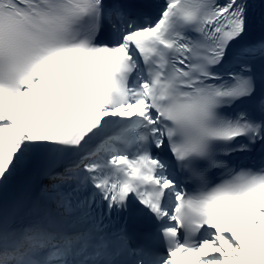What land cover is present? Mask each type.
Here are the masks:
<instances>
[{
	"label": "snow or ice",
	"instance_id": "snow-or-ice-1",
	"mask_svg": "<svg viewBox=\"0 0 264 264\" xmlns=\"http://www.w3.org/2000/svg\"><path fill=\"white\" fill-rule=\"evenodd\" d=\"M0 264H264V0H0Z\"/></svg>",
	"mask_w": 264,
	"mask_h": 264
}]
</instances>
